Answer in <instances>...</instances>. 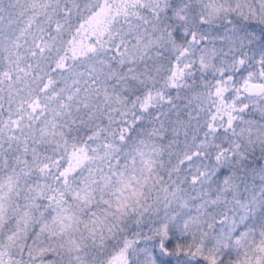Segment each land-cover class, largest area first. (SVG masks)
Wrapping results in <instances>:
<instances>
[{
	"label": "snow or ice",
	"instance_id": "6c2138e0",
	"mask_svg": "<svg viewBox=\"0 0 264 264\" xmlns=\"http://www.w3.org/2000/svg\"><path fill=\"white\" fill-rule=\"evenodd\" d=\"M0 264H264V0H0Z\"/></svg>",
	"mask_w": 264,
	"mask_h": 264
}]
</instances>
